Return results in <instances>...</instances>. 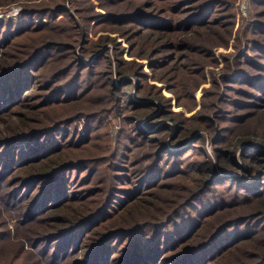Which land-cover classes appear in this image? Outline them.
Returning a JSON list of instances; mask_svg holds the SVG:
<instances>
[{"label": "trees", "instance_id": "1", "mask_svg": "<svg viewBox=\"0 0 264 264\" xmlns=\"http://www.w3.org/2000/svg\"><path fill=\"white\" fill-rule=\"evenodd\" d=\"M108 1L105 3L109 8L121 5L108 8L110 17L106 21L111 27L107 30L116 35L106 34L96 40L89 38L90 23L96 17L85 19L73 0L68 3L75 15L64 2L43 9L42 15L48 16L52 23H30L25 19L19 23L0 21V147L8 150L7 157L3 158L4 151L0 153V180L17 179L21 195L27 184H30L28 190L36 184L32 191L37 192L21 203L10 200L2 203L18 209L14 214L16 224L22 227L36 224L39 228L33 231L36 235L19 240L20 248L16 252H2L0 256L3 254L6 259L2 264H29L25 260L26 243L33 247V244H51L55 240L59 243L55 258L60 257V250L65 255L82 253L80 260L87 264L234 261L264 264V97H257V94L264 96V63L260 66L263 74L252 77L249 70L239 67L247 55L239 54L234 60L237 64L234 78L244 79L251 86V96L261 101L257 105L252 103L253 106L238 103L232 105V110H253L241 116L233 113L232 117H224L222 108L216 111L215 99L206 107V112L215 120L206 117L208 124L193 123L191 118L182 117V113L174 115L168 110V98L160 88L143 82L141 65L123 58L124 48L118 41L121 37L128 42L129 55H139L151 62L149 67L156 78L167 81L166 85L170 80L172 85L168 89L178 104L184 99L196 107L194 93L201 81H206L204 69L220 65L214 59L216 47L221 43L226 45L231 35L228 24L206 16L209 13L218 18V7L228 6L229 0H143L139 4L128 3L129 0ZM127 4L137 6L127 9ZM58 16L62 18L56 20ZM262 23L256 27L264 35ZM99 24L103 26L104 21L96 25ZM251 40L250 37L246 40L248 50L257 49V55L264 60L261 37L259 42ZM52 50L55 53H49ZM166 50H171L178 70L187 71L183 76H197L192 84L177 78L175 66L168 70V64H162L160 56ZM196 57L202 63H194ZM101 65L108 85L106 93L96 101L90 98L96 83L83 87L73 84V78L90 74ZM192 65L200 66V70L190 71ZM72 69L75 72L71 78L63 80ZM135 83L134 95L146 99L145 102L130 100L129 88ZM34 89L38 90L35 96L28 98L27 93ZM123 99L127 100L130 111L120 116L133 127V134L121 135L117 140L111 154L113 159L108 164L109 173L97 175L101 183L95 186L99 180L94 176L101 159L95 154L99 146L90 137L91 130L86 131V136L76 133L69 142L66 134L54 140L55 130L80 113L87 102L100 103L102 110L122 114ZM156 109L160 110L159 117L168 121L160 125L158 134H148L138 125L134 127ZM221 120L227 126L215 130L213 122L220 124ZM152 124L156 121L148 122L147 126ZM202 130L212 142L208 151L204 148ZM24 143H27L23 145L25 148H18V144ZM141 145L153 153L147 166L141 161L135 162L133 152ZM239 146V156L247 163L248 172L234 175L237 172L234 153ZM184 149L190 150L191 155L201 154L202 167L195 160L186 161L188 157L180 159ZM165 160L171 164L168 168L164 166ZM86 172L91 174L86 176ZM192 174L196 175L193 183L179 204L182 207L179 211L190 206L192 214L188 213L179 223L176 220L180 212L176 208L161 215L169 203L175 202L168 199L167 186L169 189L171 185H162V182L185 181ZM256 174L252 184L245 182V177ZM3 185L0 184V189ZM4 230L0 239L4 237ZM147 230H152L154 235L150 236ZM228 230L231 232L227 233ZM115 243L121 249L117 247L113 251ZM252 244H257L254 251L239 256L244 246Z\"/></svg>", "mask_w": 264, "mask_h": 264}, {"label": "rangeland", "instance_id": "2", "mask_svg": "<svg viewBox=\"0 0 264 264\" xmlns=\"http://www.w3.org/2000/svg\"><path fill=\"white\" fill-rule=\"evenodd\" d=\"M71 0H0V21H8V20H15L18 23L25 19V21L30 23H52V20L49 19L48 16H43L42 13H44L45 7H53L55 4H62L64 2L66 8L69 9V12L71 14H74V10L70 8V4L68 3ZM115 1V0H114ZM131 3L132 1H137L136 4L142 3L143 0H129ZM184 1V0H183ZM75 4L81 9L82 15L84 18L88 17H96L92 22L90 23L89 28V38L96 40L97 38L110 34V35H116V33H110L107 29L108 27H111L110 24L107 23V18H109L108 8L109 4L105 2H109L108 0H73ZM113 2V1H112ZM228 6H219L220 16L217 15H211L208 13L207 18L210 17L212 20H219L223 21L225 24H228L229 28L231 29V35L229 37V40L227 44H223L217 48V52L215 53L214 59L218 61L220 65H218L215 68H210L209 66L204 69L205 74V82H202L199 84V88L197 91H195L194 96L196 98L197 106H193L191 103H186L184 99L181 103L178 104V101L176 100V96L173 94V92H170L168 87L172 85V83H169L168 79V85L167 81L159 80V78L154 76V71L149 67L151 62H149L145 57H140L139 55L131 54L129 55V44L128 42L121 37H118V41L120 42L121 46L124 48L123 50V58L126 61L129 62H135L140 64V68L142 73L144 74L145 80L143 81L146 85H154L161 89V92L165 97L168 98V110L173 113L174 115L176 113H182V117L184 116L186 119H192L193 123L201 122L204 124H208L210 121L205 120L206 117H211V113L206 112V110L211 102H214L216 99V105L218 106L217 112L221 110L222 108V116L226 117L229 115L230 117L233 116V113H236L237 116H241L244 113H246L248 110H253L251 108L242 109V110H232L234 109L232 105H236L238 103H241L243 105L255 103L256 105L260 103V99H256L255 97L251 96L253 95V91L251 90V86L244 82V79H235L236 76V69L237 64H235L234 60L236 57H238L239 54H245L247 55V58L243 59L244 63L239 64V67L245 68L246 70H249L252 77H255L256 75H262V70L260 69V66L264 63V60L260 59L257 55L258 50L257 49H250L248 50L247 45V38H252L253 41L259 42V38L261 37V42H264V35L262 32L257 30V24L264 22V0H229ZM125 3V2H123ZM115 4V3H114ZM136 4H127V9H132L134 6H137ZM120 4L112 5L114 9L115 7H120ZM25 11H29L28 15H23ZM62 16H58L56 20H60ZM55 20V21H56ZM104 21V24H98V22ZM263 24V23H262ZM19 28V27H17ZM251 40V41H252ZM260 42V43H261ZM215 43V42H214ZM264 44V43H263ZM250 47V46H249ZM168 49V48H167ZM171 50H166L160 57H162V64L166 65L168 64V70L173 68L174 66L177 69L176 76L177 78L182 77L183 81L189 80L192 84L194 80H196L197 76L194 75H187L183 76L187 71L177 68V62L176 59L172 57V54L170 52ZM32 52H30L31 54ZM49 53H55L53 50ZM154 55V54H153ZM173 58V59H172ZM172 59V60H171ZM199 57H196L194 63L197 61L199 63L200 60H198ZM154 62V61H153ZM180 62V61H179ZM57 63V62H56ZM154 63H157L156 61ZM159 63V62H158ZM161 64V62H160ZM163 65V66H164ZM200 70V66L198 65H192L190 66V71L197 72ZM189 71V72H190ZM248 71V72H249ZM75 72V69H72L69 74L64 75L63 80L68 81L71 78L72 73ZM104 71V66L96 67L90 74H84L81 77L75 75L73 78V84L75 85H81L83 87L87 86L90 82L96 83V88L93 92L90 94L93 96H90L93 100L100 99L103 97V94L106 93V78ZM220 76H223L222 78ZM228 77V80L225 78ZM185 79V80H184ZM118 84V83H117ZM135 84H132L130 86V100L134 102H145L146 99H138L134 95V89ZM144 85V84H143ZM145 87V86H144ZM124 88V87H123ZM28 89V88H27ZM38 90H33L32 92L27 93V97H34L35 93H37ZM216 93V94H215ZM252 93V94H249ZM24 94V93H23ZM259 98L262 99V94H257ZM89 98V100H90ZM222 100V103L220 101ZM122 106L123 111L122 114L115 113L112 110H102V104L100 103H86L80 108V113H77L76 116L69 118V122H64L62 126L59 127L58 130H55V136L53 137L54 140L58 141L61 139L62 135L66 134V138L68 142L70 140H74L76 133H78L80 136H86V131L90 129V137L94 138L95 141H98L96 144L99 146V149H97V152H95L96 155H98V158L101 159V162L97 165L99 170L98 173L94 176L95 179L98 178L99 182H96L95 186L100 185L101 178L97 175L101 176H107L109 173V161H112V150L113 147L116 146L117 140L125 135L131 136L132 129L130 123L127 120H122L121 116H125L129 113L130 107L127 103L126 99L122 100ZM185 106H184V105ZM221 104V106H220ZM248 105V106H250ZM184 106V107H182ZM186 106H189L188 108ZM253 106V105H252ZM101 110V112L99 111ZM159 109H156V111L152 114L145 115V117H142L139 122H136L134 127L138 125V127L146 132L148 134L150 133H159L160 132V125L164 122H168L163 118L159 117ZM209 113V114H208ZM121 115V116H120ZM232 115V116H231ZM215 120V118H213ZM156 121V124H152L150 127L147 126L148 122ZM252 121V118L247 120L246 124L250 123ZM188 121V123H190ZM214 123L215 130L220 129V127L227 126L226 121L221 120L220 124L217 122ZM255 123V121H254ZM252 123V124H254ZM251 124V125H252ZM220 125V126H219ZM173 129V128H172ZM171 129V130H172ZM226 129V128H225ZM89 131V130H88ZM174 131V130H173ZM203 131V130H202ZM201 133L204 135V148L208 151L210 148V145H212L211 139L209 138L207 132L204 130ZM219 131V130H218ZM69 133V134H68ZM226 134V133H223ZM166 138L170 137V134L168 132L165 133ZM65 139V138H64ZM62 139V140H64ZM138 139V138H137ZM49 138L46 140L45 143H47ZM78 140V138H77ZM124 143V141H122ZM197 142V140H196ZM34 143V142H33ZM197 143H201L200 141ZM35 144V143H34ZM43 144V143H42ZM23 145H27V143L24 144H18V148L24 147ZM197 145V144H196ZM240 147L239 146L234 153V156L236 157V167L237 172H233L232 174L240 175L246 174L247 171V163L243 161L240 156ZM6 150V152H5ZM4 151V154L2 155L3 158L7 157V148L0 147V153ZM150 151V152H149ZM135 156V162H142L144 166H147L150 164L149 157L153 156V153L150 149L147 147H143L142 145L138 150H135L133 152ZM191 151L188 149H184L180 152V159L184 157H188L187 160H195L197 163V166L202 167L203 162V156L197 152H194L191 156ZM142 158V159H141ZM145 159V160H143ZM183 161L182 163H184ZM165 167L168 168L170 163L168 164V161L165 160ZM245 171H244V170ZM73 173H77V170ZM72 173V175H73ZM252 173V172H251ZM255 173V172H253ZM91 173L86 172V176L90 175ZM70 175V172L68 173ZM193 176H196L194 174L187 176L185 178V181L182 179H171L168 180V182L165 183L162 182V185L168 184L171 185L168 190V199H173L175 202L169 203L168 207L164 209L161 215L165 214L166 212L171 211L173 208L178 209V211L182 208L179 206L183 198L188 194L189 188L191 184L193 183ZM97 177V178H96ZM257 177V174L253 177H245V182L247 184H252ZM17 179H1L0 184H4L2 189H0V233L4 230V237L0 239V254L6 253H14L17 251V249L20 248V244L18 245L19 240H25L26 237H32L36 234L34 232L39 229L36 224L34 225H28L22 227L21 225L16 224V220L14 219V214L17 213V208L15 206H11L9 204H3L6 200H10L11 202H24L29 197H33L37 195V192H33L32 189L34 188V185L31 186V189L28 190L30 187V184H27L25 187V190L23 191L22 195L18 194V190L21 189V185H17ZM105 185V183L103 184ZM230 185V184H229ZM126 187V185H124ZM113 188V186H112ZM28 190V194L26 195L25 192ZM173 191V193H171ZM14 192V193H13ZM13 193L14 196H11ZM98 199V198H97ZM178 204V205H177ZM172 205V206H171ZM181 207V208H180ZM166 210V211H165ZM20 211V210H19ZM165 211V212H164ZM180 216H178V220H176L177 223L181 221V219L186 218L188 216V213L192 214V209L189 207L184 208L183 210L179 211ZM167 214V213H166ZM17 215V214H16ZM44 217V216H43ZM43 219V218H42ZM51 219V218H50ZM176 219V218H175ZM174 221V220H173ZM18 225V228H17ZM168 230V227L165 229ZM2 231V232H1ZM34 231V232H33ZM152 230H147V233L150 234V236H153L154 234L151 232ZM231 232V230H228L227 233ZM9 233V234H7ZM149 236V237H150ZM13 237V238H11ZM41 242L37 245L33 244V247L29 244L24 245V249L28 253V257L26 260V263L29 264H87L85 261H81L82 253H73V252H67L65 255L64 250H60L59 252L62 254L59 255L60 257L55 258L54 254L55 251L59 248V243L57 241H53L51 244L49 242ZM122 246L121 242L119 244ZM117 244H112L113 251L117 249ZM257 244H252L251 246H244L241 251H239V256L244 255L246 252L254 251V247ZM74 246V245H73ZM47 248V249H46ZM119 249H121L119 247ZM83 251V250H82ZM58 252V253H59ZM112 255V254H111ZM3 254L0 256V264H2L6 259L3 258ZM6 256V255H5ZM9 258V256H8ZM4 259V260H3ZM19 260H17L18 262ZM237 264L236 261L234 262H223L218 264Z\"/></svg>", "mask_w": 264, "mask_h": 264}]
</instances>
